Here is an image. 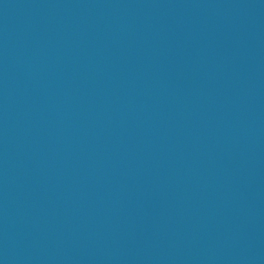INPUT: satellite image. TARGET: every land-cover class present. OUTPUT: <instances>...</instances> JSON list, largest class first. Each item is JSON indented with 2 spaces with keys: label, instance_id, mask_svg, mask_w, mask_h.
<instances>
[{
  "label": "water",
  "instance_id": "obj_1",
  "mask_svg": "<svg viewBox=\"0 0 264 264\" xmlns=\"http://www.w3.org/2000/svg\"><path fill=\"white\" fill-rule=\"evenodd\" d=\"M0 264H264V0H0Z\"/></svg>",
  "mask_w": 264,
  "mask_h": 264
}]
</instances>
